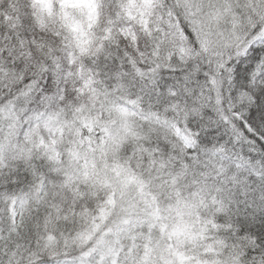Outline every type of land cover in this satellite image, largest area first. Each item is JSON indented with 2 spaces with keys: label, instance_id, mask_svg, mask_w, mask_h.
Masks as SVG:
<instances>
[{
  "label": "snow or ice",
  "instance_id": "1",
  "mask_svg": "<svg viewBox=\"0 0 264 264\" xmlns=\"http://www.w3.org/2000/svg\"><path fill=\"white\" fill-rule=\"evenodd\" d=\"M0 264H264V0H0Z\"/></svg>",
  "mask_w": 264,
  "mask_h": 264
}]
</instances>
